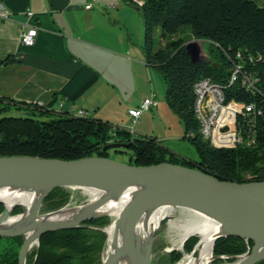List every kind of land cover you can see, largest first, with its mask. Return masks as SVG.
Segmentation results:
<instances>
[{"label":"trees","instance_id":"obj_1","mask_svg":"<svg viewBox=\"0 0 264 264\" xmlns=\"http://www.w3.org/2000/svg\"><path fill=\"white\" fill-rule=\"evenodd\" d=\"M139 4L146 62L163 75L165 98L184 125L181 138L195 146L198 159L188 162L155 137L135 136L98 118L56 113L5 97H0V156L70 160L105 156L106 144L127 142L132 164L167 161L225 180H264V6L254 0H140ZM157 29L163 38L160 46L155 40ZM190 37L214 44L218 50L214 59L191 61L185 46ZM235 64L240 72L231 82ZM200 78L219 85L227 104H252L263 111L260 115L245 111L237 115L242 141L234 147H219L212 128L208 136L201 130L194 111V83ZM28 108H32L28 115H9ZM69 199L67 187H56L43 199L42 210L62 208ZM109 222L108 216H100L74 228L43 234L27 254L26 264H101L107 239L103 228ZM23 239V235L0 237V264H18ZM251 245L253 241L241 237L221 236L215 240L214 251L240 254Z\"/></svg>","mask_w":264,"mask_h":264},{"label":"crops","instance_id":"obj_2","mask_svg":"<svg viewBox=\"0 0 264 264\" xmlns=\"http://www.w3.org/2000/svg\"><path fill=\"white\" fill-rule=\"evenodd\" d=\"M0 3L11 15L0 17V97L56 113L77 115L83 110L135 136H143L135 129L150 111L167 114L155 91L157 69L146 62L143 18L135 1ZM22 23L37 27L32 45L19 42ZM152 94L158 104L132 120L128 109ZM255 264H264V258Z\"/></svg>","mask_w":264,"mask_h":264},{"label":"water","instance_id":"obj_3","mask_svg":"<svg viewBox=\"0 0 264 264\" xmlns=\"http://www.w3.org/2000/svg\"><path fill=\"white\" fill-rule=\"evenodd\" d=\"M185 46L191 61L205 60L197 38L187 41ZM128 146L127 142H111L106 144L104 149ZM9 184L31 187L42 192L33 211L19 223L20 225L8 229L0 228V237L24 236L18 264H26V248L32 238L37 240L38 245L41 236L47 232L74 228L106 214L96 212L111 194H119L131 186H137L138 190L116 220L123 228L121 244L102 264H152L151 242L147 245L142 259H136L134 248H139L140 240L135 233L145 209L162 203L202 211L220 223L224 231L216 235L213 247L215 240L221 236H237L246 241H253V247L247 253L223 256L236 259L228 264H255L264 258V180H225L198 168L167 161L137 165L98 155L70 160L28 155L0 156V186ZM56 187H94L105 190V195L86 206L76 219L49 223L41 218L43 214L40 210L43 199ZM18 205L20 204L8 212L4 207L0 224L12 215L13 209ZM163 222L165 220H162ZM125 252L130 254L127 261L121 263L119 259ZM213 259L214 256L208 264H212Z\"/></svg>","mask_w":264,"mask_h":264},{"label":"bare ground","instance_id":"obj_4","mask_svg":"<svg viewBox=\"0 0 264 264\" xmlns=\"http://www.w3.org/2000/svg\"><path fill=\"white\" fill-rule=\"evenodd\" d=\"M207 81L211 80L207 78ZM213 91L217 94V99H223V91L219 85L213 84ZM195 113L201 123V130L208 136L211 132V128H205L201 112L195 111ZM81 189L89 196L87 204L73 207H62L57 211L43 214L41 218L49 223L74 220L79 217L86 206L97 202L105 195V190L100 188L82 187ZM137 190V186H131L121 191L119 194H111L105 204L96 212L97 214L106 213L114 217V221L106 227L108 240L104 255L105 261L108 259L110 253L121 244L123 228L117 224L116 220L123 207L131 200ZM41 193L40 190L31 187H23L18 184L0 186V202L4 204L6 212L11 211V209L17 204L25 207L23 214L10 215L2 220L0 228L8 229L14 227V225H20L19 223L24 221L29 213L33 211L34 205ZM176 210L180 212V216L175 214ZM162 220H165V222L162 223ZM163 224H167V226L174 232L172 239L173 242L177 243L179 248L182 247L185 238L192 235L199 236V241L197 243L198 255L185 254L177 264H208L213 258L212 247L214 238L216 235L221 234L224 231V228L220 223L202 211L181 205L164 203L152 205L150 208L145 209L137 223L135 235L138 236V239L140 240L139 248H134L137 260L142 259L147 249V245L152 242L154 234ZM31 233L32 232H30V234ZM36 244L37 240L32 238L26 248L27 252ZM129 254V252L122 253L119 259L121 260V263L127 261V256Z\"/></svg>","mask_w":264,"mask_h":264},{"label":"rangeland","instance_id":"obj_5","mask_svg":"<svg viewBox=\"0 0 264 264\" xmlns=\"http://www.w3.org/2000/svg\"><path fill=\"white\" fill-rule=\"evenodd\" d=\"M135 1L138 5H140L137 1L140 0H130ZM258 5L264 6V0H254ZM142 2V1H141ZM143 31V28H142ZM195 37H190L188 39L191 40ZM198 39V38H197ZM155 40L157 46H160L163 43V38L161 35V30L157 29L155 34ZM199 44L202 47V53L205 56V60H213L214 55L218 53V50L214 44H212L210 41L205 39H198ZM239 66V64H236ZM240 67V66H239ZM157 73V86L155 88V91L157 93V97L159 100V104L164 105L167 109V114L161 115L157 112V110L150 111L149 117L146 119L144 118L145 115H143V122L142 125L139 128H136V132L140 133L143 136H152V137H162V143L167 146L170 150L176 152L177 155H179L184 160H187L188 162H194L198 159V152L195 148V146L187 139V138H181L184 133V125L183 122L180 120L178 115L174 113L168 106L166 99H165V79L162 77L161 73L156 70ZM32 108H28L25 110H17L9 112V115H28L31 113ZM153 112V113H152ZM157 112V113H156ZM48 114H51L49 111ZM148 114V113H147ZM156 114V115H155ZM41 117H46V115L41 114L39 115ZM155 116V117H154ZM136 135V133H133ZM138 136V135H137ZM212 141H214L212 139ZM236 145V144H235ZM234 147V146H232ZM105 156L110 157L116 160L124 161V162H130L129 153L131 152L130 149H126L124 147L116 148V149H106ZM93 156V155H92ZM87 157V156H86ZM67 190L70 195V199L68 203L63 207H73V206H79V205H85L88 203L89 196L86 195L81 188H75V187H67ZM4 211V204L0 202V215ZM25 211V207L22 205H18L15 207L12 211V215H17ZM41 214H46L50 211H44L40 210ZM177 216H180V212L176 210L175 213ZM102 216H108L110 219V222L103 228L104 232L107 235L106 244L108 240V234L105 231L106 227L110 225L114 221V217L109 214H104ZM173 236L174 232L167 226V224H163L160 226L158 231L154 234L151 242L152 246V254H151V263L152 264H172L175 261L180 262L181 259L185 254H191V255H198L197 252V243L199 241L198 235H192L188 237L184 243L182 244V247L179 248L177 246L176 242H173ZM248 242V241H247ZM215 244V243H214ZM254 244V243H253ZM37 247V244L30 248V250L27 252V254L33 249ZM253 245L248 246L247 249L240 254H217L214 251V247L212 248V255L214 256V259L212 260V264H228L234 262L235 258H224L223 256L226 255H241L247 253ZM106 249V248H105ZM105 255V250L103 255L101 256V264L103 263ZM179 256L176 258L175 256Z\"/></svg>","mask_w":264,"mask_h":264},{"label":"built area","instance_id":"obj_6","mask_svg":"<svg viewBox=\"0 0 264 264\" xmlns=\"http://www.w3.org/2000/svg\"><path fill=\"white\" fill-rule=\"evenodd\" d=\"M138 2V1H137ZM90 4L85 7L88 8ZM0 17L10 19V12L0 3ZM27 23H22L19 33V42L23 45H32L35 41L37 27L31 25L25 28ZM240 72L238 65L233 66L230 81L236 79L237 73ZM214 81H207V78H200L194 83V111L201 112L205 128H212L213 135L217 138L219 147H232L242 141V137L237 128V115L242 112H253L258 115L263 111L254 105H235L227 104L225 99H217V94L213 91ZM158 104L156 97L152 94L145 97L137 107L128 109V114L132 120L139 117L143 111H148ZM87 113L80 110L77 115H86Z\"/></svg>","mask_w":264,"mask_h":264}]
</instances>
